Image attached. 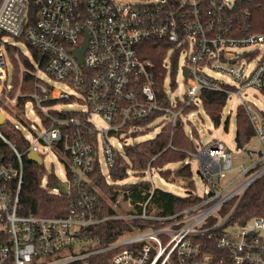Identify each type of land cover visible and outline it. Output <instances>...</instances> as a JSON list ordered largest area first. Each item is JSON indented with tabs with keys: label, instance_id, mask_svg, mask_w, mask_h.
Instances as JSON below:
<instances>
[{
	"label": "built area",
	"instance_id": "2783aa9c",
	"mask_svg": "<svg viewBox=\"0 0 264 264\" xmlns=\"http://www.w3.org/2000/svg\"><path fill=\"white\" fill-rule=\"evenodd\" d=\"M258 5L259 0H0V102L15 107L19 99L28 97L26 104L40 118V127L30 138L13 124L26 141L24 152L0 130V141L8 145L15 159L14 164L0 160V264H91L94 256L109 252L114 253L107 264H185L190 259L194 264H264V217L224 227L217 239L218 256L202 253L195 241L197 236L210 238L211 231L222 227L226 219L221 221L220 208L232 199L239 200L264 176V110L241 98L248 89L264 95V21L257 32H248L240 22ZM4 35L36 50L38 59L23 55L15 44L2 42ZM85 41L83 62L79 64L72 52L80 50ZM151 41L167 45L162 98L154 65L141 56L143 43ZM12 46L19 82L25 73L31 77L32 86L29 93L18 91L9 98L5 94L10 89L6 56ZM182 52L185 56L179 71L186 83L185 93L182 100L171 104L165 78L171 80L178 70L176 59ZM22 57L32 68L24 67ZM37 71L72 87L73 93L43 85ZM207 71L217 77L227 75L232 81L219 80ZM203 90L240 100L238 106L261 144L260 155L259 151L251 152L256 159L248 166L240 165L239 173L226 180L234 169L231 153L221 142H210L190 153L185 162L189 166L192 161L196 163L207 188L199 202L165 217L148 213L155 187L154 171L148 166L145 178L150 183V195L137 204L138 211L119 213L112 204L115 199L109 201L114 213L101 215L100 193L92 176L99 170L110 181L109 172L117 156H123L124 146L118 151L108 139L140 131L162 117L165 124L174 127L184 116L183 108L199 101ZM49 101L57 103L44 104ZM93 115L105 125L97 127ZM18 121L26 125L21 118ZM47 147L58 149L63 156L66 191L61 193L62 183L58 181L59 191L49 192L68 197L67 212L63 216L22 215L18 212L22 157L34 152L44 170L41 154ZM99 147L107 175L100 171ZM222 180H226L224 185ZM127 206L135 208L130 202ZM212 217L215 224L207 226ZM135 219L156 221L160 226L141 229L132 225ZM108 220H125L132 232L104 247H85L95 240L90 238L92 228Z\"/></svg>",
	"mask_w": 264,
	"mask_h": 264
},
{
	"label": "trees",
	"instance_id": "16d2710c",
	"mask_svg": "<svg viewBox=\"0 0 264 264\" xmlns=\"http://www.w3.org/2000/svg\"><path fill=\"white\" fill-rule=\"evenodd\" d=\"M261 4L264 5V0H259V5L254 9L252 8L249 16L240 18L241 26L246 28L248 32H257L259 23L264 21V9L261 8ZM31 9H33L31 7ZM35 12V9H33ZM31 12L33 15L34 13ZM236 25V24H235ZM35 60L38 59V52L30 47H27ZM15 47H9L8 52L11 53ZM167 45L160 42H147L143 43L141 47V56L152 62L154 65L155 75L158 76L157 84L161 87L160 98L163 94V77L162 63L166 56ZM25 68L30 69L31 63L25 58H21ZM173 67L175 64L173 63ZM174 69V68H173ZM29 82L31 77L27 74L23 76V86L21 90L29 88ZM10 89L6 95L12 98L19 87V69L18 64L12 61V71L10 74ZM24 92V91H23ZM28 97L19 99L16 105L18 115L12 110L8 109L6 105L0 102V108L5 111L15 113L16 119L19 118V112L23 111L24 105L29 102ZM227 101V95L223 92L216 91H201L199 95V102L202 108L214 126H218L220 123L221 114ZM57 103L56 101H49L44 103L45 105H51ZM65 103V101H64ZM197 109L196 104H192L183 108L184 116L192 110ZM52 114L60 115L58 112H52ZM42 121L47 125L48 121L42 117ZM147 122V121H146ZM227 125V121H226ZM235 128L236 136L239 144L243 147L248 143L251 138L254 137L253 129L246 118L243 110L240 106H237L235 113ZM1 132L5 135L10 143L14 144L20 152H24L26 149V141L21 135L20 131L13 128V123L6 120L0 125ZM145 129L142 132H146ZM140 131H136L133 134L135 136ZM193 131L192 136H194ZM192 136L188 135L184 128L182 118L178 124L171 127L169 124H165L159 133L152 139L145 140L136 144L124 145L123 156H117L114 167L109 172L110 181H106L100 174L99 170H96L92 176L95 185L99 189V196L101 201L100 214L103 216L114 213L113 209L109 205V201H114L120 193L125 195L126 199H129L135 210L138 211V203L144 202L148 196L150 183L145 178L146 168L149 166L155 173L166 181L174 178L189 179L191 177L190 166L185 162L189 158V154L195 152ZM0 155H3L2 162L15 163V159L11 154V151L5 143L0 141ZM23 155V176L19 191V207L18 212L22 215H37V216H63L67 212L69 205V199L64 195H56L46 187L41 186L43 167L33 161H30ZM128 171L136 177L140 178L135 183H127ZM50 185L54 187L57 184V180L53 175H50ZM187 196H178L170 192L162 191L156 187L151 194L147 212L157 217H165L174 215L180 212L182 209L190 207L201 200L199 196L194 194L193 182L188 181ZM219 216L224 218L222 227L215 228L210 232L211 237L206 236L196 237L195 241H198L201 245V252H211L213 255L218 256L220 250L217 248V239L223 232L222 229L226 226L238 224L241 225L252 217H264V176L255 181L244 194L237 199H232L225 203L218 212ZM216 219L210 218L207 221V226L215 224ZM132 225L141 228H157L160 223L156 221H146L135 219ZM132 232L130 224L125 220H108L90 231V238L95 239L98 247H104L109 243L117 240L120 236ZM114 252H109L102 255L94 256L91 259V264H107L109 258ZM217 259V258H216ZM194 259L186 261L185 264H194Z\"/></svg>",
	"mask_w": 264,
	"mask_h": 264
},
{
	"label": "rangeland",
	"instance_id": "374dc122",
	"mask_svg": "<svg viewBox=\"0 0 264 264\" xmlns=\"http://www.w3.org/2000/svg\"><path fill=\"white\" fill-rule=\"evenodd\" d=\"M2 42L4 43H11L18 46L20 52L23 55H27L28 57L31 56L29 49L27 48V45L23 42L17 41L14 38L4 35L2 37ZM248 48H252L247 47ZM13 54H17L16 51L13 52ZM185 56V52H182L179 54V57L176 59V66L178 67V70L173 73L171 80L169 77L165 78V91L169 97V101L171 104H175V102L179 99L182 100L186 83L184 79L182 78V74L180 73L179 69L183 62V58ZM7 61V69H8V81L7 85H10V74L12 71V61L13 56L12 53H9L6 56ZM16 63L17 61L14 60ZM251 65H253V62H251ZM19 69V68H18ZM36 71L33 72L35 74ZM208 75L213 76L219 80L222 81H232L227 75H222L220 77H217L216 74L212 71L206 72ZM38 78L43 81V85L45 86H51L55 90H60L63 92H66L68 94L73 93V88L58 81L55 80L42 71H37ZM20 81V80H19ZM175 83V85H170V83ZM22 83V82H21ZM20 82L19 87L16 91H22L20 88ZM32 82H29V89H23L21 92L22 94H27L31 90ZM6 94V93H5ZM9 97V96H8ZM241 98L244 101L253 102L260 110H264V95L259 94L255 90H245L243 93H241ZM197 109L192 110L187 115L182 117L185 131L188 135L192 136L193 131H195L196 134L192 136L194 147L196 150L201 149L204 145H207L210 142H221L222 145L231 153V159H232V167L234 168L231 172L227 173V179H230L232 176L239 173V167L240 165L248 166L252 160L256 159L255 155L248 154L246 151L249 152H257L262 149L260 142L256 137L251 138V140L246 143L242 149H238L235 143V113L237 106L240 104V100L235 97L234 95H230L227 98L225 107L223 108L220 123L218 126H214V124L211 122V120L208 118V116L205 114L202 105L199 101L195 102ZM11 106V105H10ZM16 107V105H15ZM15 107H9L11 111L13 110L17 115L18 111ZM59 107V106H57ZM74 108H77L76 105ZM4 114V117L6 120L10 121L11 123L15 124L22 134L26 136L27 138H30L32 131H37L38 127H40V118L39 115L32 109V106L30 104H26L24 108V113L19 116L23 120V122L26 124L23 126L18 119L15 118L14 114L11 113L9 110L6 112H2ZM92 121L97 125V127H103L105 124L104 122L99 118V116L93 115ZM227 121V125H226ZM166 122L165 117L159 118L155 120L153 123H150L147 125V128H144L140 130L139 133H137L135 136L133 134L129 135H120L118 138H109L108 142L112 144L113 147H115L118 151H121L123 145H131L136 144L145 140H149L154 138L161 128L164 126ZM28 126V127H26ZM145 129H148L145 133L142 132ZM42 155V165L44 166V172L42 175V182L41 184L43 187H46L49 191L53 192L59 191L58 185L55 184L54 187L50 185V175H54L57 179V182H65L66 175H65V168L62 163L63 156L61 152L56 148H45ZM98 158L100 162V171L103 173V175L108 174V168L105 166V159L102 152V148L99 147L98 150ZM191 169V177L189 179H183V178H174L172 180L166 181L163 178H161L157 173H152V179L154 181L155 187L166 192H170L172 194L183 196L188 191V181L193 182V192L197 196L201 197L207 190L203 180L201 177L197 174L196 169V163L191 162L190 164ZM128 179L126 180L127 183H135L139 181L140 178L134 177L130 171H128ZM226 180L221 181V185H224ZM130 202L133 204L129 199L125 198V195L123 193H120L116 197V201L113 204V207L119 212H125L126 209H135V208H127V203ZM226 219L224 217L221 219L223 221ZM229 230H235L234 227H228ZM85 247H91L96 248L97 242L95 240H90L84 245Z\"/></svg>",
	"mask_w": 264,
	"mask_h": 264
},
{
	"label": "water",
	"instance_id": "95a60500",
	"mask_svg": "<svg viewBox=\"0 0 264 264\" xmlns=\"http://www.w3.org/2000/svg\"><path fill=\"white\" fill-rule=\"evenodd\" d=\"M85 47H86V41L83 43L82 48L80 50L72 52L73 55L75 56V58L78 60L79 64H81L83 62V53H84ZM183 71H184L183 75L186 76L187 75L186 68H183ZM3 122H4V114L0 111V125L3 124ZM234 141L236 143L237 148L242 149V146L239 144L236 134H235V140ZM246 153L250 154L251 152L246 151ZM258 155H260V151L258 152ZM26 157L30 161H33L39 165L41 164L40 158L38 156H36V154L34 152H29L26 155ZM0 160H3V155H0ZM66 187H67V183L64 182L61 184V187H60L61 193H65Z\"/></svg>",
	"mask_w": 264,
	"mask_h": 264
},
{
	"label": "bare ground",
	"instance_id": "6f19581e",
	"mask_svg": "<svg viewBox=\"0 0 264 264\" xmlns=\"http://www.w3.org/2000/svg\"><path fill=\"white\" fill-rule=\"evenodd\" d=\"M25 74V73H24ZM24 74L22 75V83H21V85H20V88H21V86H23V76H24ZM29 89V88H28ZM22 92V91H21Z\"/></svg>",
	"mask_w": 264,
	"mask_h": 264
}]
</instances>
